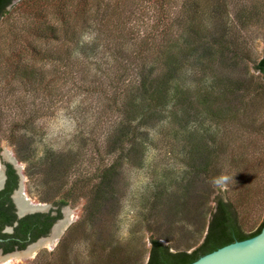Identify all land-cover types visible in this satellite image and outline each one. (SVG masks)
Masks as SVG:
<instances>
[{"label":"rangeland","instance_id":"1","mask_svg":"<svg viewBox=\"0 0 264 264\" xmlns=\"http://www.w3.org/2000/svg\"><path fill=\"white\" fill-rule=\"evenodd\" d=\"M86 1V13L80 19L84 24L79 22L76 27L78 42L70 44L73 57L53 71L61 74L62 79L60 77L52 96H31L22 83L12 80L10 74L6 75V66L1 63V55L6 51L3 46L0 47V128L3 130L14 120L23 122L34 113L39 114L33 118L31 125L28 123V133L21 144L15 146L0 137V165L6 163L5 151H11L23 165L22 175L28 196L52 207H57L54 202L58 200L55 196L59 189L40 183L36 176L30 178L27 172L33 170V163L50 157L63 168L65 163L62 160L69 155H78L84 162L91 158L102 159L97 146L103 145V149L100 148L103 155L107 149L106 138L112 135L124 118L120 104L126 93L124 91L123 95L122 91L129 80L139 77L140 65L147 63L150 67L155 64L151 53L147 62L131 57L138 44H129L130 51L121 54L116 52L117 49L111 50V43L114 44L115 40L111 36L108 41L105 33L108 31L107 24L103 25L98 18L99 13L94 12V0ZM184 1L104 0L106 7L103 8L107 9L112 2L110 11H117L113 7H118L117 13L123 12L116 17L125 22L123 27L128 36L133 32L136 35L151 34L153 31L158 34L161 31H155V25L156 19L162 15L160 4L170 2L168 10L170 8L172 17ZM217 1H227L230 10L234 11L239 0L188 1L193 7H199L201 17L203 9H206L203 22L207 32H213L216 25L209 9L215 7L214 2ZM255 1L260 7L262 19L259 25L240 32L253 60H232L231 53L228 54L230 60L225 56L216 63H210V53L201 50L202 61L196 57L189 58L178 74L181 80L189 84L194 81L206 84L214 94H219L218 89L227 88V85L221 86L225 81L233 89L236 87L233 82L241 81L242 85L253 76H258L254 62L264 56V0ZM82 2L69 0L71 5ZM48 5L49 17L53 18L54 7ZM25 23L22 21L20 27L23 28ZM170 23L174 24V20L163 23L164 34L171 30ZM176 26L172 28V39L181 45L187 37L184 35L186 31ZM218 26L221 27V23L217 22ZM158 38H155L157 44ZM203 40L208 47L213 36L204 37L200 44ZM119 65H122L120 69ZM125 65L129 66L128 74L124 76L126 81L121 80V92H117L114 85L124 74L122 68ZM219 81L222 83L214 86V82ZM258 92L255 90L250 99L252 103L247 101L250 106L246 116L240 115L236 119H231L232 115L215 117L204 108L199 112L193 111L192 117L184 121L181 115H177L176 119L174 116L169 118V110L158 111L155 118H159L160 123L145 132H149L150 136L143 161L131 157L132 162L129 159L121 162L116 171L114 188L105 191L101 204L88 215L84 211V198L62 207V215L66 209L78 211L77 219L64 231L54 248L40 247L34 257L18 264H145L152 236L161 238L173 250L196 246L201 242L206 234L204 223L208 222L210 211L216 206L215 200L220 196L234 201L244 230H256L264 219V94ZM234 95L229 94L226 99L224 96L219 101L220 105H239L236 99L242 93ZM200 135L212 145L211 149L218 147V143L225 145L218 164L223 169L222 174L229 175L231 180L224 192L214 189L203 176L198 177L195 166H201L202 153L195 158L188 156L193 138ZM55 154L59 157L54 158ZM117 155H109L106 163L111 164ZM243 155L245 163L241 165L237 161ZM88 166L85 163L78 171L84 172ZM245 174L249 175V179L246 178V184H242L240 178L243 179Z\"/></svg>","mask_w":264,"mask_h":264},{"label":"trees","instance_id":"2","mask_svg":"<svg viewBox=\"0 0 264 264\" xmlns=\"http://www.w3.org/2000/svg\"><path fill=\"white\" fill-rule=\"evenodd\" d=\"M15 1L0 0V47L3 46L6 51L4 55H1V63L6 66V75L10 74L12 80L22 83L29 95L36 94L48 98L52 96L61 77V74L53 72L54 69H60L73 57V49H70V44L78 42L76 27L79 22L84 24V21L80 19L86 13L88 2L83 0L82 4L71 5L69 0H17L14 3ZM103 1L94 0V12L99 13L98 18L103 25L107 24L108 31L106 30L105 33L109 37L108 41L110 42L111 36L115 40L114 44L111 43V50L117 49L116 52L121 54L130 51L129 44H138L135 46L137 48L132 50L133 56L131 57L134 60L140 59L147 62L151 53L154 56L155 64L149 65L150 67H147V63L140 65L139 77L134 81L129 80V84L122 91L123 95L124 91L126 93L125 99L120 104L124 118L121 119L118 128L112 132V135L106 138L107 149L103 155L101 151L103 145L97 146L96 149L102 159L97 161L91 158L88 162H84L79 159L78 155H69L62 160L65 163L63 168L50 157H44L37 163H33V170L27 172V175L32 179L36 176V180L44 185L51 184L53 187H58L59 191L55 196L58 197V200L54 202L58 210L55 216L37 213L18 220L20 226L16 228L14 236L23 237L25 240L19 245L20 250L25 249L28 242L34 241L50 231L53 223L61 218L62 207L84 198L86 199L84 211L88 215L101 204L102 198L105 197V191L114 188L116 171L120 163L128 159L131 161V157H136L140 162L143 161L148 146L147 139L150 136L149 132L146 134L145 132L160 123L159 118H155L158 111L169 110V118L173 119L174 116L176 119L177 115H181L182 121H184V119L188 120L192 117L193 111L199 112L204 108L215 117L232 115L231 119H236L240 115L246 116L250 106L247 101L252 103L250 99L253 98L255 90L259 91L257 94H264V56L254 62V68L259 72L258 76H253L254 78L246 81V84L242 83L241 85V81H229L236 83V87L231 89L232 85L226 84L227 81L214 82V86L220 83H222L221 86L227 85V88L221 89V91L218 89L219 94H214L206 84H200L197 81L189 84L178 76L189 58L196 57L202 61L201 50L210 53V63H216L218 59H224L225 56L228 58V54L231 53L232 60L248 59L252 61L253 58L247 52L240 32L253 25H259L262 19L260 7L255 0H239L235 4L234 11L230 10L231 6L227 1L225 3L214 2L215 7L208 10L215 19L216 25L212 29L213 32H207L203 22L206 9H203L201 17L199 7H193L190 3L191 6L188 3L189 0H185L181 9L172 17L170 8L168 10L170 2L160 4L162 15L156 19L155 31L159 29L161 33L158 31L159 33L156 34L153 31V33L150 32L151 34L148 32L136 35L133 32L131 36L125 34L123 27L125 22L116 17L122 15L123 12L117 13L118 7H113L117 11H110L109 5L112 2L108 4V10L103 8L106 7ZM48 4L54 7L53 18L49 17ZM170 20H174L175 25L170 23L171 33L169 31L164 34L162 25ZM22 21H26L23 28L20 27ZM217 22L221 23V27H217ZM176 25L186 31L184 35L187 37L181 45L172 39V28ZM156 36L159 37L158 44L155 41ZM208 36H213V41L209 42L210 46L205 47L206 42L203 40L200 44V41ZM160 38L163 40L160 41ZM67 45L69 48H66ZM228 59L230 60V58ZM115 61L117 60L115 59ZM121 66H118L119 69ZM128 67L125 65L122 68L125 75L122 74L115 82L114 88L117 92L121 89L119 86L121 80L126 81L124 76L128 74ZM239 92L242 93L236 99L240 102L239 105L235 104L231 107L220 105L219 101L224 96L226 99L229 98V94L234 95ZM193 95H195L194 99ZM38 116V113H34L23 122L14 120L8 128L3 130L0 128V137L15 146L21 144L28 133V123L31 125L34 121L33 118ZM206 140L201 135L193 138L188 156L195 158L196 155L202 153L201 166L195 167H197L198 177L203 176L210 183L213 177L223 172L218 162L222 152L225 151V145L218 143V147L211 149L212 145ZM115 154H118L116 159L111 164H107V157L115 156ZM57 157L59 155L55 154L54 158ZM244 160L245 156L243 155L237 163L243 165ZM85 163L89 165L88 168L84 172L78 171V168H81ZM60 168L64 171H61ZM8 169L14 177V186H16L15 170L11 165H8ZM245 175L243 179L240 178L242 184H246V178L249 179V175ZM215 202L216 206L214 210L210 211L208 222L204 223L203 230H206V234L201 242L196 246L194 244L195 247L191 245L187 248L173 250V247L165 244L161 238L152 236L148 260L145 264H190L222 246L253 237L263 229L264 219L256 230L252 232L244 230L238 208L232 199L225 200L220 196ZM7 204H9L7 200L0 196V223L12 224L17 221V215L14 213V205L10 203V206L6 207ZM16 243L19 242L16 241Z\"/></svg>","mask_w":264,"mask_h":264},{"label":"water","instance_id":"3","mask_svg":"<svg viewBox=\"0 0 264 264\" xmlns=\"http://www.w3.org/2000/svg\"><path fill=\"white\" fill-rule=\"evenodd\" d=\"M16 2L17 0L14 3ZM6 161L10 162L13 165V167L20 174L22 180V174L20 170L17 168L15 162L7 159ZM2 168L4 171L5 165H2ZM16 207L18 209L19 218H22L31 213L49 212L52 209L51 205H47V208L44 210L23 211L19 208L17 202H16ZM64 216L65 214L63 215V218ZM61 220L62 219H60L58 222H60ZM58 222L53 226L51 234L53 232L54 227L58 224ZM9 230H12V227L9 228ZM43 238H40L35 243L39 242ZM31 245H29L28 247H30ZM26 249L17 250L13 253L22 252L25 251ZM190 264H264V227L261 230V232L258 233L257 235L222 246L210 253H207L199 257L197 260H195Z\"/></svg>","mask_w":264,"mask_h":264},{"label":"bare ground","instance_id":"4","mask_svg":"<svg viewBox=\"0 0 264 264\" xmlns=\"http://www.w3.org/2000/svg\"><path fill=\"white\" fill-rule=\"evenodd\" d=\"M4 156L6 159L15 162L21 174H23L22 171L23 165L18 162V160L15 158L14 154L11 151H5ZM1 180H2V166L0 165V184H1ZM24 181H25V177L24 175H22L21 187L23 189L18 191L17 192L18 194H16L19 208L23 211L46 209L47 208L46 204L33 200L26 195L25 193L26 191L24 190L25 189ZM77 216H78V211H72L71 209H66L64 218L60 222H58V224L54 227L53 232L50 236L41 239L39 242L28 247V249H26L25 251L12 253L5 257L0 256V264H18L25 261L28 258L34 257L36 251L40 247H48L50 249L54 248V246L57 244L64 231L68 228V226L72 222H74L77 219Z\"/></svg>","mask_w":264,"mask_h":264},{"label":"flooded vegetation","instance_id":"5","mask_svg":"<svg viewBox=\"0 0 264 264\" xmlns=\"http://www.w3.org/2000/svg\"><path fill=\"white\" fill-rule=\"evenodd\" d=\"M4 165H5L4 171H3V168H2V180H1V184H0V196L4 200L6 199L7 203H9V204L12 203L14 205V213L17 215V221L12 223V224L0 223V253H2V254H0L1 257H5L8 254H11V253H13V252H15L17 250H20L19 249V245L21 243H24V241H25V240H23V237L14 236V235H16V228L20 226V222L18 220L23 218V217L22 218L18 217V209L16 207V202H17L16 194H18L16 192H18L21 189H23L21 187V176H20V174L17 172V170L13 167V165L10 162L6 161V163ZM8 165H11L13 167V169L15 170V174L17 175V184H16V186H14V181H15L13 179L14 177L9 173ZM24 190L26 191V187H25ZM25 193L28 196L27 192H25ZM9 204H7L6 207H8ZM39 210H42V209H39ZM57 210H58V207H52V209L49 212H37V213L38 214H51V216H55V215H57ZM37 213H31V214H28L26 216H29V215H32V214H37ZM60 219H63V215L61 216V218L57 219L53 223V225L51 226L50 231L47 234H45L44 236H41L40 238H43V237L45 238V237L50 236L53 226ZM11 227H12V230H9V228H11ZM34 232H36V231H34ZM30 236H31V234H30ZM40 238H38V239H36L34 241L28 242V245L25 247V249L29 245H31L32 243H35ZM16 241H18L19 243H16Z\"/></svg>","mask_w":264,"mask_h":264},{"label":"clouds","instance_id":"6","mask_svg":"<svg viewBox=\"0 0 264 264\" xmlns=\"http://www.w3.org/2000/svg\"><path fill=\"white\" fill-rule=\"evenodd\" d=\"M231 180V177L227 174H220L216 177H213L210 180V184L214 189H218L220 192H224L227 190V185L229 181Z\"/></svg>","mask_w":264,"mask_h":264}]
</instances>
